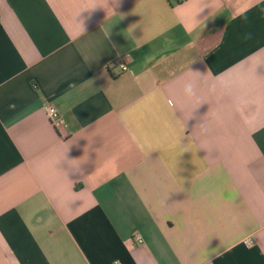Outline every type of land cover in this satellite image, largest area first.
<instances>
[{"label":"crops","instance_id":"obj_1","mask_svg":"<svg viewBox=\"0 0 264 264\" xmlns=\"http://www.w3.org/2000/svg\"><path fill=\"white\" fill-rule=\"evenodd\" d=\"M0 264H264V0H0Z\"/></svg>","mask_w":264,"mask_h":264},{"label":"clouds","instance_id":"obj_2","mask_svg":"<svg viewBox=\"0 0 264 264\" xmlns=\"http://www.w3.org/2000/svg\"><path fill=\"white\" fill-rule=\"evenodd\" d=\"M201 8H197L193 13V25L198 21L196 16L201 12ZM136 28V27H135ZM134 29V28H133ZM132 29V32H133ZM108 37V36H107ZM135 47H131L132 50H138L143 41V37L140 39H136L133 37ZM189 72H194L189 70ZM245 78V71L242 70L240 74L234 76L232 78L219 81H203L201 79L195 78L192 75L182 74L178 79L173 83L172 92H171V100L176 108H180L182 106H187L199 100L202 95H215L218 92L232 90L241 85ZM201 133H206L208 131V126L204 122L200 123ZM61 161H55L54 164L58 166ZM178 161L172 166L171 174L177 176V172L179 171L177 167ZM178 177V176H177ZM202 255H204L202 253Z\"/></svg>","mask_w":264,"mask_h":264},{"label":"built area","instance_id":"obj_3","mask_svg":"<svg viewBox=\"0 0 264 264\" xmlns=\"http://www.w3.org/2000/svg\"><path fill=\"white\" fill-rule=\"evenodd\" d=\"M129 59H130L129 53L121 54L118 57H116V59L113 61L112 66L118 68L119 71L121 72L127 71L129 70V65H128ZM45 110L47 117L50 119V121L55 125H58V123L61 121V115L57 110V108L54 105L49 104L45 107ZM132 240L140 244L143 243L144 241L142 236L139 234L134 235Z\"/></svg>","mask_w":264,"mask_h":264},{"label":"trees","instance_id":"obj_4","mask_svg":"<svg viewBox=\"0 0 264 264\" xmlns=\"http://www.w3.org/2000/svg\"><path fill=\"white\" fill-rule=\"evenodd\" d=\"M177 1H182V0H177Z\"/></svg>","mask_w":264,"mask_h":264}]
</instances>
